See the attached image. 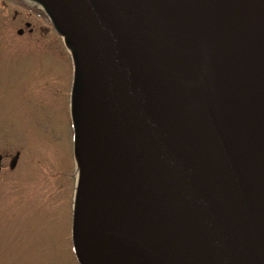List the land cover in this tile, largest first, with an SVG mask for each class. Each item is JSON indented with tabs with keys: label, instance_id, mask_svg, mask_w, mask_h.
Masks as SVG:
<instances>
[{
	"label": "water",
	"instance_id": "obj_1",
	"mask_svg": "<svg viewBox=\"0 0 264 264\" xmlns=\"http://www.w3.org/2000/svg\"><path fill=\"white\" fill-rule=\"evenodd\" d=\"M27 1L73 65L78 263L264 264V0Z\"/></svg>",
	"mask_w": 264,
	"mask_h": 264
},
{
	"label": "rangeland",
	"instance_id": "obj_2",
	"mask_svg": "<svg viewBox=\"0 0 264 264\" xmlns=\"http://www.w3.org/2000/svg\"><path fill=\"white\" fill-rule=\"evenodd\" d=\"M71 79V57L46 16L0 0V264H78L68 240Z\"/></svg>",
	"mask_w": 264,
	"mask_h": 264
},
{
	"label": "bare ground",
	"instance_id": "obj_3",
	"mask_svg": "<svg viewBox=\"0 0 264 264\" xmlns=\"http://www.w3.org/2000/svg\"><path fill=\"white\" fill-rule=\"evenodd\" d=\"M29 4H33V3H31V2H28Z\"/></svg>",
	"mask_w": 264,
	"mask_h": 264
},
{
	"label": "flooded vegetation",
	"instance_id": "obj_4",
	"mask_svg": "<svg viewBox=\"0 0 264 264\" xmlns=\"http://www.w3.org/2000/svg\"><path fill=\"white\" fill-rule=\"evenodd\" d=\"M26 24H28V23H26ZM26 24H25V25H26ZM28 28H29V27H28ZM30 30H31V29H30ZM3 158H4V157H3Z\"/></svg>",
	"mask_w": 264,
	"mask_h": 264
}]
</instances>
